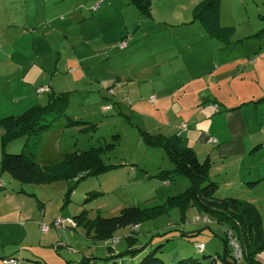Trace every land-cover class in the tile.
Wrapping results in <instances>:
<instances>
[{
    "label": "rangeland",
    "instance_id": "rangeland-1",
    "mask_svg": "<svg viewBox=\"0 0 264 264\" xmlns=\"http://www.w3.org/2000/svg\"><path fill=\"white\" fill-rule=\"evenodd\" d=\"M201 1L149 0L145 15L144 0H0V118L45 106L51 94L64 95L55 104L64 116L47 118L39 143L30 149L44 169L39 180L51 179L23 185L0 171V264L11 257L19 264H83L82 258H92L88 264H138L156 248L163 264L185 259L208 264L203 256L222 255L225 227L193 208L183 219L173 208L143 220L135 232L132 226L115 230L113 243L94 238L92 228L87 236V228L75 222L83 212L92 222L130 207L155 210L188 187L182 176L159 178L173 165L163 150L143 142L140 131L185 137L182 126L192 129L197 106L214 98L226 107L239 105L230 111L240 109L254 135L264 130V101L255 104L259 95L249 89L259 79L258 90L264 91V0L220 2V26L234 29L226 46L193 21L192 10ZM256 57L258 78L249 69ZM237 58L246 65L241 62L218 81L211 78L221 64ZM40 88L49 91L37 93ZM238 99L243 100L233 104ZM25 142L18 138L3 150L19 154ZM215 148L200 151L201 161L210 153L217 162ZM90 149H97L94 168L70 172L65 155ZM211 166L210 179H218L221 165ZM51 168L60 169L46 173ZM226 191L220 186L217 198ZM240 200L256 204L264 230V180ZM131 233L136 242L129 245L125 237ZM195 243H203L204 252ZM127 249L137 252L126 255ZM258 259L264 264V255Z\"/></svg>",
    "mask_w": 264,
    "mask_h": 264
},
{
    "label": "trees",
    "instance_id": "trees-1",
    "mask_svg": "<svg viewBox=\"0 0 264 264\" xmlns=\"http://www.w3.org/2000/svg\"><path fill=\"white\" fill-rule=\"evenodd\" d=\"M221 1H201L193 8L192 19L203 27L208 37L226 46L230 43L229 40L234 34V29L232 27H221L219 24V4ZM148 5L149 0H144V5H140V8L144 9L143 13L145 15H149ZM63 97L64 95H59L53 98L51 94L45 106H33L18 116L0 118V131H2L0 137L2 152L0 157L1 173H7L13 180L23 185H40L44 181L51 179V176L45 175L44 178L39 180V177H42L41 172L44 169L40 170L38 164L35 163V155L30 152V149L36 147L39 143V139L41 138L40 132L46 128L43 122L47 118L53 117L56 119L64 116L62 115L63 108L55 106L56 103L64 100ZM261 101H264V96L259 98L255 103ZM73 123L81 124L79 122ZM140 134L144 143L163 150L173 165L172 170L161 172V177L159 176V178L170 182L172 177L182 176L189 182L188 187L182 193L167 198L165 203L162 206H158L155 210L130 207L123 209L118 216L111 218L97 216L92 222L86 220L83 212L81 215L75 217V222L77 221V225L87 228V236L92 228L95 233L94 238L97 237V239L103 242L111 241L113 243L115 240H111V235L115 230L132 226V230L135 232L139 227V223L143 220L167 213L168 210L173 208L178 209L183 219L185 218L186 211L193 208L204 218H210L215 223L225 227V237L222 239L223 253L221 256L217 254L212 257L203 256L204 259L210 258V263L208 264H213L216 260L220 259L224 264H240V261H244L245 264H260L256 256L264 252V232L261 228V217L256 207L240 199L217 198L215 195L217 186L209 177L211 166L209 159L200 161L194 150L186 146L178 135L173 137L165 135L152 136L142 131H140ZM33 136H35L34 140L31 139ZM21 137H26V142L22 147L21 153L12 155L4 152L3 149L9 143ZM95 156H97V149H90V151L80 152L79 154L65 155L69 163L68 166H73L70 172L81 169L91 170L94 168V159L98 161ZM59 169L51 168L46 173H50V171L56 172ZM65 170H67V167H65ZM70 194V189H68L64 197L65 203L68 202ZM229 236H231L230 239L235 242L239 250L240 257L238 259H236L232 249H230ZM125 239L129 245L136 242L132 233L125 237ZM157 250L158 248L148 253L138 264H163L160 259L155 257L154 252ZM204 250L205 246L203 250L197 251L202 253ZM136 252L137 249H127L125 254L133 256ZM91 259L82 258L81 262L88 264V261ZM7 260L15 259L11 257ZM15 261L17 262V260ZM175 264L203 263L198 260L185 259Z\"/></svg>",
    "mask_w": 264,
    "mask_h": 264
},
{
    "label": "crops",
    "instance_id": "crops-1",
    "mask_svg": "<svg viewBox=\"0 0 264 264\" xmlns=\"http://www.w3.org/2000/svg\"><path fill=\"white\" fill-rule=\"evenodd\" d=\"M206 36L208 37L207 34ZM258 59L261 58L256 57L249 65V69L250 71L253 70L252 72L255 75V78H258L256 74L257 66L259 64ZM241 62L246 65V61L244 59L239 60V58L221 64L220 67L216 68L217 70L213 72L211 78L218 81V77H221L225 73L229 74L232 70L237 68V65L238 68H241ZM194 78L195 77H191L190 81H193ZM206 78L209 79V77ZM256 80L258 82L255 81V86H251L249 89L250 92H252V96L257 97L259 95V97H257L259 99L264 95V91L258 90L260 82L259 79ZM235 86L236 85L233 84V87ZM246 88L247 87H244L242 89L245 91ZM241 100L243 99H238L236 103L233 104H239L238 102ZM258 103L259 102L255 104ZM238 106L239 105L226 107L225 101L217 98H214L212 103H203V105L200 103V105L197 106V109H195V114L191 116L192 129L186 124L184 127H187L188 130L183 128L186 130L185 132H187L186 136L182 137L177 134L181 139L184 138L186 140L185 145L194 150L200 161L199 152L201 151L202 153L200 155H203L204 153L202 150L204 148L209 146L214 147L216 145L214 156L221 167L217 170V175H219L218 179L211 178V180L217 186L216 193L220 186L227 189L226 192H228L226 193L228 195L225 197H218L220 199H241L244 192L253 190L261 179L264 180V130L255 131V135L253 134L254 131H249L251 124L247 118L243 117L241 110L230 111L232 110L231 108H236ZM220 108H223V111L220 112ZM212 156L213 154L211 155L209 153L203 158L204 160L209 159L214 166L217 162L214 161L215 159H212ZM260 165L263 167L260 168ZM230 169H233V171H230ZM258 174L261 177H258ZM251 204L257 208L256 204ZM258 255H264V252L259 253ZM258 255L256 256V259L262 264L258 259Z\"/></svg>",
    "mask_w": 264,
    "mask_h": 264
},
{
    "label": "built area",
    "instance_id": "built-area-1",
    "mask_svg": "<svg viewBox=\"0 0 264 264\" xmlns=\"http://www.w3.org/2000/svg\"><path fill=\"white\" fill-rule=\"evenodd\" d=\"M123 46H125L123 43L120 45V47L122 48ZM47 88H40L37 90V93H44V92H47ZM185 128L184 126H182V129ZM69 224H72V221H67ZM58 225V222L56 223ZM40 230L41 232H46L47 231V227L45 226H42L40 227ZM231 236H229V246L231 247L232 251H233V254L234 256L236 257V259H238L240 257V253H239V250L235 244V242L230 239ZM196 249L201 251L203 250L204 246L203 244L201 243H198L195 245ZM5 264H17V262L15 260H7V262H4Z\"/></svg>",
    "mask_w": 264,
    "mask_h": 264
}]
</instances>
